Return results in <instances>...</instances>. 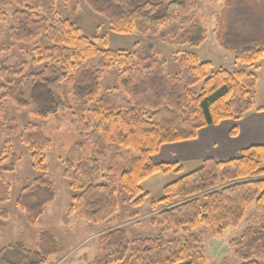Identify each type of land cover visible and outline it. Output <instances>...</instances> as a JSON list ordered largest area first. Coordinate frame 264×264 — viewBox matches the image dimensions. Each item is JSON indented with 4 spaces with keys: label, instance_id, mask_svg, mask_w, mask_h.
<instances>
[{
    "label": "trees",
    "instance_id": "trees-1",
    "mask_svg": "<svg viewBox=\"0 0 264 264\" xmlns=\"http://www.w3.org/2000/svg\"><path fill=\"white\" fill-rule=\"evenodd\" d=\"M5 1H11L16 9L12 14L0 9V22L10 23L12 41L36 42L37 61L44 66L29 74L12 71L8 86L2 87V99L43 119L72 112L74 128L93 148L91 153L82 142L76 143L62 161L64 176L76 192L69 212L81 220L102 223L114 218L120 209L118 188L103 174L96 155L104 156L113 145L126 150L119 183L132 205L139 207L149 196L142 187L146 179L183 171L178 162L153 159L163 145L193 140L200 129L242 118L255 108L253 93L259 79L253 72L214 68L212 62L186 53L178 73L169 75L153 46L135 56L125 50L105 49L81 35L74 23L60 18L59 0ZM84 1L105 16L114 31L141 35H157L177 16L194 8V0L166 4L155 0ZM64 2L70 10H77L78 0ZM238 14L245 15V11ZM256 21L258 24L249 25L244 33L235 27L237 20L233 21L220 42L233 51L238 64L253 66L264 56V18L258 15ZM206 36L203 23L193 19L176 34L173 43L199 46ZM136 60L141 65L138 71L134 70ZM112 67L128 69L122 81L124 90L108 88L101 93L103 73ZM67 80L71 102L62 88ZM20 136L31 152L34 168L46 173L45 153L52 148V139L31 122L22 127ZM263 163L264 145H251L228 160L204 159L199 168L167 184L163 197L152 202L154 207L162 205L152 219L162 226L159 234L130 240L124 227H110L100 236L99 255L93 264H206L202 238L195 231L205 226L213 235L222 234L236 227L252 205L261 213L259 226L248 227L231 244L241 264H264ZM4 175L0 172L7 189L0 201L9 198ZM55 198V185L44 175L24 186L15 203L27 223L35 226ZM0 216L8 218V211L3 209ZM61 249L60 240L43 230L34 249L22 241L0 247V264H45Z\"/></svg>",
    "mask_w": 264,
    "mask_h": 264
},
{
    "label": "rangeland",
    "instance_id": "rangeland-1",
    "mask_svg": "<svg viewBox=\"0 0 264 264\" xmlns=\"http://www.w3.org/2000/svg\"><path fill=\"white\" fill-rule=\"evenodd\" d=\"M64 1L57 2L59 16L74 23L80 29L81 35L89 37L105 49L125 50L135 56L153 46L152 51L159 52L161 59L165 61L163 70L166 74H177L183 54L195 53L201 61L212 62L214 68L223 67L229 70L242 68L253 72L259 79L253 93L255 108L242 118H231L219 124L206 126L199 130L197 138L193 140L165 144L161 147L153 159L158 163L178 162L183 166V171L168 175L158 173L146 179L142 187L149 192V196L139 207L132 205L119 183L120 174L125 167L123 156L126 150L113 145L104 156L96 155L101 161L103 174L107 175V179L113 180L118 188L120 209L114 218L94 224L81 220L69 212L72 196L76 192L71 189L69 181L64 176L62 162L69 149L79 142L92 153L90 141L83 138L74 128L71 111L43 119L16 107L9 99H2L1 95L4 92L2 87L8 86L12 71L29 74L42 69L44 64L37 61L36 42L26 44L12 41L10 23L0 22V172L5 173L6 183L9 184V198L0 201V211L3 209L8 211V218L0 216V247L22 241L34 249L39 233L47 230L60 240L62 249L45 264H93L94 258L99 255L100 236L110 227H124L130 240L141 236H155L161 232L162 226L153 223L152 219L157 216L162 205L154 207L152 202L163 197V188L167 184L196 170L208 157L228 160L238 157L244 148L251 145H264V110H258L264 107V56L253 66L238 64L233 51L220 43L235 20L239 22L235 27L241 32L249 25H257L256 16L264 18V0H194V8L188 14L177 16L157 35H141L138 32L118 33L111 28L105 16L93 11L84 0H78L76 11L70 10ZM155 1L166 4L173 0ZM0 9L12 14L16 7L11 1L0 0ZM240 11H245V15L240 16L238 14ZM193 19L200 20L206 27V40L199 46L175 45L173 40L176 34L187 27ZM140 66L137 61L134 70L138 71ZM127 70L117 67L106 69L100 81L101 93L108 88L124 90L122 81L127 75ZM68 82L69 80L65 81L62 88L67 100L71 102L70 96L67 95ZM94 105L95 102L91 107ZM30 122L40 125L45 135L53 141L52 148L45 153V164L48 168L46 173L34 168L31 152L21 142V129ZM119 149L121 154L117 151ZM44 175L53 181L56 198L46 206L39 222L35 226H30L15 201L24 186ZM6 189V184L0 179V198L5 196ZM260 216L261 213L252 205L236 227H231L222 234L213 235L207 227H199L195 233L201 235L206 264H241L231 243L241 237L248 227H258ZM168 236L171 238L173 235L169 233Z\"/></svg>",
    "mask_w": 264,
    "mask_h": 264
},
{
    "label": "crops",
    "instance_id": "crops-1",
    "mask_svg": "<svg viewBox=\"0 0 264 264\" xmlns=\"http://www.w3.org/2000/svg\"><path fill=\"white\" fill-rule=\"evenodd\" d=\"M10 220V218L8 219V221Z\"/></svg>",
    "mask_w": 264,
    "mask_h": 264
},
{
    "label": "snow or ice",
    "instance_id": "snow-or-ice-1",
    "mask_svg": "<svg viewBox=\"0 0 264 264\" xmlns=\"http://www.w3.org/2000/svg\"><path fill=\"white\" fill-rule=\"evenodd\" d=\"M213 143H215V141H213Z\"/></svg>",
    "mask_w": 264,
    "mask_h": 264
}]
</instances>
